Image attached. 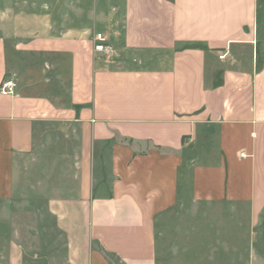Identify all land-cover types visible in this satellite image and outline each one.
Segmentation results:
<instances>
[{
    "label": "crops",
    "instance_id": "0c3cea01",
    "mask_svg": "<svg viewBox=\"0 0 264 264\" xmlns=\"http://www.w3.org/2000/svg\"><path fill=\"white\" fill-rule=\"evenodd\" d=\"M98 31L119 51L113 61L94 52ZM7 79L0 205L36 183L67 264H194L169 262L158 238L183 192L245 207L256 226L264 0H0ZM15 232L0 230V264H23Z\"/></svg>",
    "mask_w": 264,
    "mask_h": 264
},
{
    "label": "rangeland",
    "instance_id": "374dc122",
    "mask_svg": "<svg viewBox=\"0 0 264 264\" xmlns=\"http://www.w3.org/2000/svg\"><path fill=\"white\" fill-rule=\"evenodd\" d=\"M26 184L25 180L19 184L11 204L7 201L0 205L2 234L9 237L16 231L23 264H67L65 238L44 204L43 190L34 189L36 183L28 184L29 188ZM180 197L183 201L158 222L160 251L169 262L233 264L237 260V264H247L252 257L256 264H264V210L256 226H251L245 207L184 202L191 198L185 192ZM236 213L235 223L233 214ZM234 245H237V254L230 252ZM249 247L254 254H249Z\"/></svg>",
    "mask_w": 264,
    "mask_h": 264
},
{
    "label": "built area",
    "instance_id": "2783aa9c",
    "mask_svg": "<svg viewBox=\"0 0 264 264\" xmlns=\"http://www.w3.org/2000/svg\"><path fill=\"white\" fill-rule=\"evenodd\" d=\"M95 53L100 54L103 59L113 61L119 56V51L111 43H109L104 33L98 32L94 36ZM225 57L224 54L219 56L220 59ZM15 90V82L12 79H7L0 85V93L4 95H13Z\"/></svg>",
    "mask_w": 264,
    "mask_h": 264
}]
</instances>
